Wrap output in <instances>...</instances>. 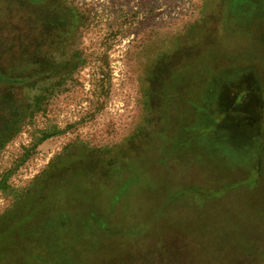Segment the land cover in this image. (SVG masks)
I'll list each match as a JSON object with an SVG mask.
<instances>
[{"label":"rangeland","instance_id":"obj_1","mask_svg":"<svg viewBox=\"0 0 264 264\" xmlns=\"http://www.w3.org/2000/svg\"><path fill=\"white\" fill-rule=\"evenodd\" d=\"M59 1L56 71L0 149L3 263L264 264V0ZM44 193L86 230L8 236Z\"/></svg>","mask_w":264,"mask_h":264},{"label":"trees","instance_id":"obj_2","mask_svg":"<svg viewBox=\"0 0 264 264\" xmlns=\"http://www.w3.org/2000/svg\"><path fill=\"white\" fill-rule=\"evenodd\" d=\"M42 2L46 3L44 9H40ZM70 16L74 14L66 11L59 0H0V149L4 147L9 137L19 130L23 119L32 111L36 97L32 99L30 92L39 86L45 89L39 82L46 80L54 72L55 64H51L46 72L39 74L41 68L38 58L56 51L62 44L72 22ZM20 23H23V28L19 27ZM81 169V166L78 167V170ZM52 198V201H47V198L45 200L44 193L34 203L43 208L37 212L32 209L23 219L13 220L6 225V234L12 229L22 233L29 232L30 229H33L32 232L38 229L48 230L50 227L66 229L70 225L72 229L86 230L87 226L84 224V227H79L80 220H84L85 217L81 219V214L77 212L73 216H68L66 209L72 207L63 206V200H58V197ZM42 199L46 203H43ZM52 205L54 208L59 205L57 214L52 219L42 217V211L49 210ZM28 219L35 220L37 223L32 227H26L25 222ZM62 234L66 235V231ZM160 236V242H162L167 239L166 236L170 237L171 233L160 231ZM13 241L17 242V239ZM56 244L60 245V242L57 241ZM200 246L199 244L188 245L182 252L179 248L177 258L179 264H190L191 252H196V249L201 248ZM7 247L9 246L0 240V264H4L2 261L4 252L1 251ZM211 254L214 257L220 255L217 256L213 250Z\"/></svg>","mask_w":264,"mask_h":264}]
</instances>
